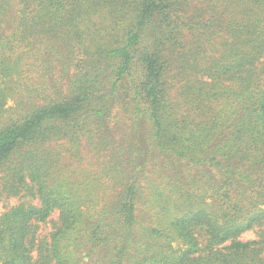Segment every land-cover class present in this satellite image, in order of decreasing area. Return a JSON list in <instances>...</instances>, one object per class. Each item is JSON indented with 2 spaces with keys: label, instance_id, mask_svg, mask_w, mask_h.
Listing matches in <instances>:
<instances>
[{
  "label": "trees",
  "instance_id": "obj_1",
  "mask_svg": "<svg viewBox=\"0 0 264 264\" xmlns=\"http://www.w3.org/2000/svg\"><path fill=\"white\" fill-rule=\"evenodd\" d=\"M0 198V264H264V0H0Z\"/></svg>",
  "mask_w": 264,
  "mask_h": 264
},
{
  "label": "rangeland",
  "instance_id": "obj_2",
  "mask_svg": "<svg viewBox=\"0 0 264 264\" xmlns=\"http://www.w3.org/2000/svg\"><path fill=\"white\" fill-rule=\"evenodd\" d=\"M10 106L12 103L9 104ZM19 203L18 199H10V200H5L0 198V213H4L8 211L12 206H15ZM53 218H57V215H54ZM257 238V234L255 231H250L242 235L240 238L242 241H250L254 240ZM173 246L176 247L177 249H183L185 248V245L180 241V240H175L173 243Z\"/></svg>",
  "mask_w": 264,
  "mask_h": 264
}]
</instances>
